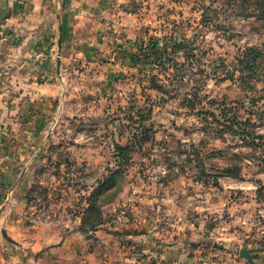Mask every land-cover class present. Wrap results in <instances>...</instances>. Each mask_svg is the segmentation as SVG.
Segmentation results:
<instances>
[{"label": "rangeland", "instance_id": "rangeland-1", "mask_svg": "<svg viewBox=\"0 0 264 264\" xmlns=\"http://www.w3.org/2000/svg\"><path fill=\"white\" fill-rule=\"evenodd\" d=\"M131 1L140 32L127 53L96 54L90 73L82 68L110 73L104 64L119 60L124 77L115 90L93 77L89 102H58L43 162L21 196L0 201L13 209L0 211V225H13L0 238L31 264H171L155 260L150 225H222L215 235L230 242L216 251L241 258L256 247L249 264H264V0ZM250 47L262 52L256 70L240 62ZM155 77L163 90L150 86ZM212 108L219 120L206 116ZM116 143L128 145L125 157ZM236 164L240 176L225 172Z\"/></svg>", "mask_w": 264, "mask_h": 264}, {"label": "crops", "instance_id": "crops-1", "mask_svg": "<svg viewBox=\"0 0 264 264\" xmlns=\"http://www.w3.org/2000/svg\"><path fill=\"white\" fill-rule=\"evenodd\" d=\"M131 4V0H0V201L21 196L28 172L43 162L40 151H44V136L52 131L48 122L58 116V102L69 100L77 106L80 96L82 102H89L92 96L85 94L84 86L91 87L93 77H103L115 90L122 77L121 61L104 64L113 65L110 73L99 74L102 70L98 69L87 75L82 68L86 65L90 73L97 63L96 54L105 52L112 60L127 53V40H135L140 32ZM83 61L85 64H79ZM11 209L5 212L0 207L6 216ZM12 226L0 225V232ZM149 227L146 240L156 249L152 254L157 263L211 260L221 264L217 260L222 256L236 264L242 260L231 251L220 253L230 242V238L225 237L224 242L215 235L218 229L219 233L226 229L222 225ZM156 230L166 232L163 239H157ZM207 233L219 239L213 241ZM31 262L28 254L0 238V264Z\"/></svg>", "mask_w": 264, "mask_h": 264}, {"label": "trees", "instance_id": "trees-1", "mask_svg": "<svg viewBox=\"0 0 264 264\" xmlns=\"http://www.w3.org/2000/svg\"><path fill=\"white\" fill-rule=\"evenodd\" d=\"M175 45H177V43L175 44ZM175 52H172V53H169V55L170 56H173L172 58L174 59L173 60V63H175V64H177V62H175V57H174V54ZM187 53V52H186ZM185 53V54H186ZM250 54H251V56L252 57H250ZM262 55V52H261V50H259V49H256V47L255 48H252V47H250L246 52L244 51L243 52V59H240V62H244V61H246V63L247 62H250V59H252L253 61H254V65L253 66H251V65H246V66H242V68H255V70H256V68H259L260 66V64L258 63V62H256V60L260 57ZM164 57L167 59V60H169V58L168 57H166L165 55H164ZM158 58H160L159 59V62L160 63H162V64H165V63H163L161 60H162V58H163V54H160V56L158 57ZM258 70V69H257ZM233 76V75H232ZM242 78V80L245 82V77H241ZM150 86L151 87H154V88H156V89H158V90H163L164 89V86L162 85V83H160V80H159V78L158 77H155V78H152V80L150 81ZM195 97H198V93H195L194 94V97H191V98H189V102H192L193 104L195 103V101L194 100H196V98ZM194 101V102H193ZM199 101V100H198ZM143 111H145V107L144 106H141L140 107V109H139V112L138 113H141V115H140V122L142 121V120H144V119H146L147 117L144 115V113H142ZM228 111L229 110H226V108L225 109H221V112H220V117H226V118H228V120H230V118H229V116H228ZM207 114H206V116L207 115H211V116H213V119L214 120H219L218 118V113L216 112V110L215 109H208L207 111H205ZM239 123V122H238ZM235 125V121H233V122H230V123H228V125H226L227 127H228V129H230V130H233L232 128H233V126ZM142 128L144 129L145 128V126L142 124ZM243 130V133H248L249 134V131H245V128H243L242 129ZM116 149L117 150H119L120 151V153H119V155L117 156V158H123V157H125V151L128 149V145H121L120 143H116ZM241 170H239V167L237 166V164L235 165V167H229V168H227L226 169V171L225 172H227L228 174H231V175H233V176H240L242 173L240 172ZM108 180L109 179H107V180H105L104 182H103V184H106L107 182H108ZM94 226H96V225H90L89 227H88V229H93V227Z\"/></svg>", "mask_w": 264, "mask_h": 264}, {"label": "water", "instance_id": "water-1", "mask_svg": "<svg viewBox=\"0 0 264 264\" xmlns=\"http://www.w3.org/2000/svg\"><path fill=\"white\" fill-rule=\"evenodd\" d=\"M61 46H62V39H60L59 40V47H60V49H61ZM259 249L258 248H249V247H242L241 249H240V255L242 256V257H245V258H247L250 262H253L254 261V259L256 258V256H257V251H258Z\"/></svg>", "mask_w": 264, "mask_h": 264}]
</instances>
